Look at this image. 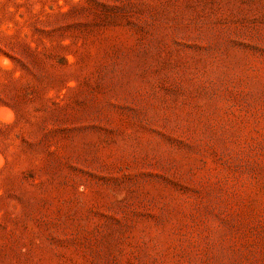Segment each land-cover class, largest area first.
<instances>
[{
	"label": "rangeland",
	"instance_id": "1",
	"mask_svg": "<svg viewBox=\"0 0 264 264\" xmlns=\"http://www.w3.org/2000/svg\"><path fill=\"white\" fill-rule=\"evenodd\" d=\"M0 264H264V0H0Z\"/></svg>",
	"mask_w": 264,
	"mask_h": 264
}]
</instances>
